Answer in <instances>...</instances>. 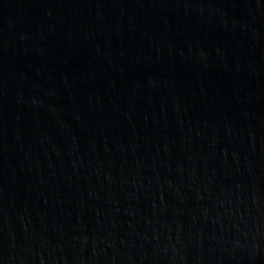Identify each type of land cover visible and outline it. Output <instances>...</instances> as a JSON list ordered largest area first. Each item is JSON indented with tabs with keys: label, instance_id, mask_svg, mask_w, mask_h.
<instances>
[{
	"label": "water",
	"instance_id": "obj_1",
	"mask_svg": "<svg viewBox=\"0 0 264 264\" xmlns=\"http://www.w3.org/2000/svg\"><path fill=\"white\" fill-rule=\"evenodd\" d=\"M0 264H264V0H0Z\"/></svg>",
	"mask_w": 264,
	"mask_h": 264
}]
</instances>
